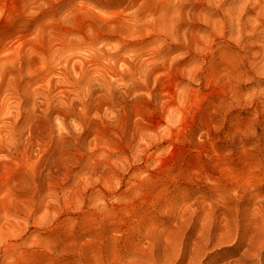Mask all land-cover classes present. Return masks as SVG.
<instances>
[{
  "label": "rangeland",
  "instance_id": "obj_1",
  "mask_svg": "<svg viewBox=\"0 0 264 264\" xmlns=\"http://www.w3.org/2000/svg\"><path fill=\"white\" fill-rule=\"evenodd\" d=\"M0 264H264V0H0Z\"/></svg>",
  "mask_w": 264,
  "mask_h": 264
}]
</instances>
